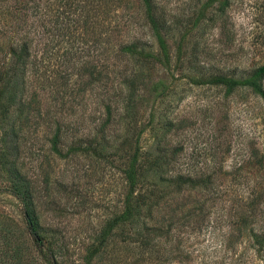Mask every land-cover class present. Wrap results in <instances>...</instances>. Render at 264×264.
Instances as JSON below:
<instances>
[{"label": "rangeland", "instance_id": "1", "mask_svg": "<svg viewBox=\"0 0 264 264\" xmlns=\"http://www.w3.org/2000/svg\"><path fill=\"white\" fill-rule=\"evenodd\" d=\"M220 3L0 0V77L23 47L12 85L30 101L0 99V264H85L123 210L135 151L142 216L90 264H264V99L211 82L264 64V0ZM56 124L62 153L87 150L50 151ZM15 169L47 251L11 192Z\"/></svg>", "mask_w": 264, "mask_h": 264}, {"label": "trees", "instance_id": "2", "mask_svg": "<svg viewBox=\"0 0 264 264\" xmlns=\"http://www.w3.org/2000/svg\"><path fill=\"white\" fill-rule=\"evenodd\" d=\"M221 2L220 8L223 9L226 4L227 0H219ZM127 50L131 53L132 47H126ZM24 48L20 47L19 49L17 48H12L11 51V59L10 62L12 63L11 67V75L8 78L0 77V81L3 80L5 83L7 81L8 85L13 84V79L14 75H12V71H14V67L16 70V66L20 67L23 66L25 63V52ZM264 78V64L258 66L255 68L247 77L244 78H234V77H227V76H216L213 77L211 82L221 84L225 87L226 93H231L233 92L237 87L240 86H246L250 88V90L260 96L261 98L264 99V87L262 85V79ZM4 86V85H3ZM0 85V99L4 94H8V101H17L19 110L23 111L24 107H28L30 105V101L26 102V94L27 92L23 87H18L16 88L14 85L9 86V87H3ZM107 114L110 111V106L107 105ZM110 121L109 117H107L106 122L101 125V129L104 127L105 124H107ZM61 127L59 124H56L55 129L53 131V134L51 138L49 139L50 143V151L56 153L59 156L66 157L69 156L70 154L76 153L79 150H87L89 147H82L80 145H71L68 147L65 153H62L61 150L59 149L60 145V138H61ZM13 132V131H12ZM12 148L13 150L16 149V142L12 143ZM91 145V142L88 144ZM138 156L137 152L135 151L134 154L132 155L129 163H128V168L126 170L127 172V181H128V189L127 192L124 196V207L123 210L112 217L107 224L105 225L104 229L102 230L101 237L99 242L88 248L87 253L85 255V264H90L91 260L93 257L103 248L105 245L106 241L112 234L113 230L120 224H125V223H131L135 219H140L142 216V212L140 210L139 203L137 200V197L135 196V191H136V184H137V175H138ZM18 171L15 169V173L17 174V180L13 181L12 187H11V192L14 194L22 203V209L23 213L26 219L27 227L29 229V232L33 235L35 242L37 245L45 251L47 249L44 246V243L39 235L38 229H37V222L34 220V217L31 213V210L29 209V206L31 205L30 203V193L28 190V184L27 182H23V180L19 177ZM179 180L178 183L180 185H186L189 188H194L198 185H200V179H194L191 176L188 175H179ZM254 202H251L250 206H253ZM141 205V204H140ZM142 206V205H141ZM143 221V220H142ZM144 225H147L143 221ZM149 228V227H146ZM152 228V227H151ZM53 264V263H52Z\"/></svg>", "mask_w": 264, "mask_h": 264}]
</instances>
